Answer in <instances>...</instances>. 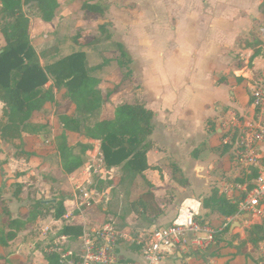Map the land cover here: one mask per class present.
<instances>
[{
    "label": "crops",
    "instance_id": "crops-1",
    "mask_svg": "<svg viewBox=\"0 0 264 264\" xmlns=\"http://www.w3.org/2000/svg\"><path fill=\"white\" fill-rule=\"evenodd\" d=\"M262 1L124 0L123 8L134 17L125 18L126 30L122 33L123 37L117 35L120 34L118 22L122 20H113L107 15L112 22L114 38L124 44L133 58V65L135 57H140L142 62L140 71L133 68L140 88L135 92L116 93L113 101L116 105L124 101L132 102L134 93H138L146 107L154 113L150 135L152 145L146 152L150 168L143 171V178H137L131 187L130 200L143 197L161 209V214L153 218L140 216L135 219L130 214L122 219L111 215L117 217L115 226L124 225L128 228L123 230L117 227L123 231L133 228L151 231L172 224L183 212H191L197 222L214 229L226 224L224 230L216 233L214 240L205 248L186 245L179 249L174 246L171 253L157 264H257L256 253L251 249L250 243L246 245V255L239 254L236 249V246L247 239L245 214L228 219L204 208L202 203L212 190L230 198L235 191L230 192L231 185L250 184L264 173V141L256 148V166H244L234 155L241 127L249 122L253 114L249 87L253 79L264 76V38L260 27L256 26ZM107 2L108 13L111 2ZM1 7L0 0V9ZM36 9L41 10L37 2H31L22 8L30 19L28 12H35ZM2 18L3 15L0 14V21ZM250 59V66L230 75L236 62H247ZM232 118L238 120L237 128L229 127ZM0 141L3 142L1 138ZM202 145L205 149L197 153L196 149ZM227 145L229 147L224 151ZM217 152L219 154L216 155ZM208 155L212 157L207 166L198 164L200 159ZM52 158L57 159V154ZM163 158H170L179 166L189 180L187 186L181 187L174 183L165 170L154 169ZM21 159L30 166L24 156H13L11 161ZM96 160L100 162L98 168L94 167ZM9 163L7 161L10 172ZM187 164L190 165L194 178L201 180V189L198 191L190 182ZM216 171L220 172L212 176ZM82 172H86L84 180L79 185H73L72 179ZM80 173L69 179L71 192L61 194L52 189L49 194L53 196L48 195L45 200H59L61 195L67 199L75 191L90 197L88 201L98 204V199L109 200L114 186L113 178L122 177L125 171L122 165L107 167L104 160L97 156L86 157L84 170ZM10 174L17 175L18 182L23 183L19 181L21 174ZM94 175L95 183L92 182V187L88 190L84 189ZM30 178L28 184L34 189L37 182L32 179V172ZM213 181L217 183L215 187L212 185ZM146 182L158 189L148 194ZM2 196L5 198L3 194ZM53 211H48L46 216H38L30 229L19 232L9 242L5 251L13 252L18 248L22 250L23 247L25 251H29L25 243L29 236H40L38 227L41 225L49 226L55 234L60 233L66 220L53 216ZM235 222L239 224L234 225ZM197 236L205 238L206 234L200 232ZM122 244L120 247L124 255L135 258L133 244L126 243L128 247ZM214 251H217V257L212 255ZM47 256L37 247L31 252L28 264H48Z\"/></svg>",
    "mask_w": 264,
    "mask_h": 264
},
{
    "label": "trees",
    "instance_id": "trees-1",
    "mask_svg": "<svg viewBox=\"0 0 264 264\" xmlns=\"http://www.w3.org/2000/svg\"><path fill=\"white\" fill-rule=\"evenodd\" d=\"M0 14V102L5 106L6 123L0 127V138L4 144H12L17 138L22 147L28 146L22 135L25 127L39 124L52 128L57 159H41L36 151L19 147L13 156L28 155L26 160L32 167V179L37 186L32 189L28 183H19L7 169V161L0 160V264H28L29 258L20 248L6 252L5 247L19 232L28 230L39 215L46 216L42 200L49 191L61 194L71 192L69 179L84 170L86 157H102L107 167L122 165L125 174L113 178V189L108 201L96 204L87 201L89 216L99 220L106 215L120 218L132 214L133 218H153L161 209L149 200L139 197L130 200V189L137 178H143V171L150 168L146 152L151 147L150 135L153 130L154 113L146 107L138 93L132 102L116 105L113 97L119 92H135L140 82L134 73L133 58L123 43L114 38L112 22L107 17V0H82L80 11L87 27L78 25L72 18L57 14L60 0H1ZM37 2L43 20L54 30L56 47L54 52L40 57L31 44L32 21L22 8ZM259 28L264 21V0L260 4ZM247 62H236L232 72L250 66ZM18 79L12 85V74ZM52 82L48 87L45 85ZM34 90L41 94L28 96ZM98 113V118L94 115ZM229 146H225L224 151ZM203 145L196 152L204 150ZM165 170L170 179L181 187L189 180L179 166L170 158L161 159L154 167ZM86 172L72 179L79 185ZM9 183L11 196L15 201H29L28 206L20 205L16 214L3 198V187ZM148 194L158 187L146 182ZM244 196L235 190L226 198L216 190L203 200L202 206L223 217L233 216L237 211L236 202ZM54 208L53 216L61 217L65 212L74 211V204L64 195L49 203ZM81 217L73 212L70 220L63 223L60 234L68 237L62 240L56 253L47 256L48 264H59L58 254L67 249L76 250L79 244L75 237L81 232ZM117 227L128 230L124 225ZM247 239L236 246L239 254L246 255V245L261 239L262 226L251 225ZM123 246L128 247V245ZM217 251L212 255L218 256ZM224 264H229L225 262Z\"/></svg>",
    "mask_w": 264,
    "mask_h": 264
},
{
    "label": "built area",
    "instance_id": "built-area-1",
    "mask_svg": "<svg viewBox=\"0 0 264 264\" xmlns=\"http://www.w3.org/2000/svg\"><path fill=\"white\" fill-rule=\"evenodd\" d=\"M260 32L264 38V21L260 26ZM249 90L253 114L249 122L241 127L234 155L244 166H256V148L260 142L264 141V76L253 79ZM230 126L237 128L238 120L232 118ZM100 159L103 160L102 157ZM234 190L243 191L244 196L236 202L237 211L230 217H242L246 214V228L254 224L262 226L261 239L255 245L248 244L256 253L257 264H264V173L250 184L231 185L230 192ZM67 199L74 204V211L81 217L82 224L80 234L75 237L79 247L76 250L67 249L64 253L58 254L59 264H157L171 253L174 246L179 249L186 245L205 248L214 240L215 234L226 227L224 224L219 229H214L200 224L191 212H187L184 218L180 216L166 227L151 231L137 228L123 231L115 226L118 216L106 215L99 220H93L89 216L88 209L84 205L90 197L74 191L68 195ZM104 201L108 199H98V204ZM74 211L65 212L61 219L70 220ZM39 217L43 216L39 215ZM38 229L40 236H29L25 243L29 251H25L24 247L21 250L29 259L31 252L37 249V242L41 241L39 249L47 255H52L56 253L57 248L61 247L62 240L68 237L60 233L55 234L47 225H41ZM200 232H205L206 237H198L197 234ZM121 243L133 244L135 258H127L124 255L120 247Z\"/></svg>",
    "mask_w": 264,
    "mask_h": 264
},
{
    "label": "rangeland",
    "instance_id": "rangeland-1",
    "mask_svg": "<svg viewBox=\"0 0 264 264\" xmlns=\"http://www.w3.org/2000/svg\"><path fill=\"white\" fill-rule=\"evenodd\" d=\"M80 1L82 0H62V3L57 8V14H60L63 16H66L68 18L75 19L77 22H79L81 25H87V23L82 19V12L80 11ZM111 2V7L109 9V12L107 13L108 17L117 20L121 19L122 22L119 23V32L117 33L119 37H123L122 33L126 30L125 25V18L130 19L133 18L134 15L127 12L124 7V0H109ZM28 15H30L32 19V32H31V44L37 51L38 55L40 57H44L46 55H49L50 53L54 52L56 47V41L54 37V30L52 27L46 23L42 18V11L39 9H36L35 12L30 11L28 12ZM136 61L133 65V68H135V71H140L142 68V62L140 61V57H135ZM18 74L13 73L12 74V85L15 84V82L18 79ZM52 82H48L45 86L48 87ZM41 94V90H34L30 93L28 96L29 98L37 97ZM98 118V113L94 115V119ZM6 123V114H5V106L3 103L0 102V127L3 126ZM22 138L28 143V146L22 147L20 139H16L12 144H4L0 141V159L4 160L7 159L9 163V170L12 174H21L22 176L19 178V181L23 183H29L31 181L30 174L32 172V168L26 163L25 160H12V153L16 151V149H19V147L28 149L29 151H36L39 154V157L41 159H48L55 157L57 154L56 147L53 142L52 138V128L50 126L44 127L39 124H32L30 126H27L23 130ZM23 140V141H24ZM219 154L218 152L216 155ZM28 155H25L24 157L27 158ZM97 156L91 157L96 158ZM212 156H205L202 159L199 160L198 164H202L207 166L208 163H210ZM176 158L179 160V158L176 156ZM1 160V161H2ZM11 164V165H10ZM98 161H94V167L96 166L98 168ZM187 173L190 176V182H192L194 188L197 187L196 191L200 190L201 186V180H198L197 178H194V175L191 172L190 165H186ZM220 171H216L215 173L210 172L212 176L218 175ZM201 174V172H200ZM95 175L92 179H90L87 183L84 189L88 190L90 187H92L91 183H95ZM212 185L215 187L217 183L215 181L212 182ZM31 186L30 188H32ZM11 186L9 183L5 184L3 187V195L7 201V206H9L10 210L13 214H16L18 207L21 205L28 206L29 201L24 202H16L13 199H11ZM84 190V191H86ZM50 196V194H49ZM53 196V195H51ZM50 196V197H51ZM57 197V196H56ZM45 210L53 211L54 208L51 205H43ZM134 221V219H132ZM48 221V218L45 219V222ZM203 235V234H202ZM41 241L36 243V247L41 246ZM166 264H171L170 262H167Z\"/></svg>",
    "mask_w": 264,
    "mask_h": 264
},
{
    "label": "water",
    "instance_id": "water-1",
    "mask_svg": "<svg viewBox=\"0 0 264 264\" xmlns=\"http://www.w3.org/2000/svg\"><path fill=\"white\" fill-rule=\"evenodd\" d=\"M199 170H200V166H199V168H198ZM53 201H55V200H53V199H49V200H42V203L43 204H49V203H51V202H53ZM244 216H246L247 217V215L245 214ZM239 223L238 222H235V224L234 225H238Z\"/></svg>",
    "mask_w": 264,
    "mask_h": 264
},
{
    "label": "bare ground",
    "instance_id": "bare-ground-1",
    "mask_svg": "<svg viewBox=\"0 0 264 264\" xmlns=\"http://www.w3.org/2000/svg\"><path fill=\"white\" fill-rule=\"evenodd\" d=\"M183 210H184V209H183ZM185 214H186V213L183 212L182 215H181V218H184V217H185Z\"/></svg>",
    "mask_w": 264,
    "mask_h": 264
}]
</instances>
